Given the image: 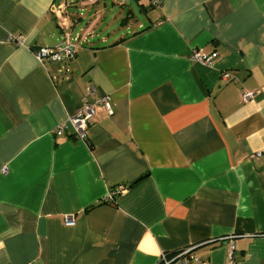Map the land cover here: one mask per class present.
<instances>
[{"label":"crops","instance_id":"1","mask_svg":"<svg viewBox=\"0 0 264 264\" xmlns=\"http://www.w3.org/2000/svg\"><path fill=\"white\" fill-rule=\"evenodd\" d=\"M137 2L140 20L97 34L96 3L73 23L77 0H0V264H161L188 247L225 264L230 243L234 264H264V0ZM76 36L69 64L33 54ZM89 86L112 112L95 107L85 141L53 135Z\"/></svg>","mask_w":264,"mask_h":264},{"label":"built area","instance_id":"2","mask_svg":"<svg viewBox=\"0 0 264 264\" xmlns=\"http://www.w3.org/2000/svg\"><path fill=\"white\" fill-rule=\"evenodd\" d=\"M71 1H68V4ZM149 4L153 7H159L161 0H149ZM78 17L73 18V23L77 22ZM9 40L16 44H21L22 37L19 35H10ZM79 47L78 37H71L67 40H62L60 43L51 47L41 46L33 50V54L37 61L41 64L46 63H71L76 56L77 49ZM217 57L216 51L205 52L203 49H193L190 55V59L203 65H211L214 59ZM221 79L224 82L235 80L228 71H223ZM95 87L89 86L87 92L83 97L81 105L71 114L64 122L56 124L52 129V134L55 136H64L66 133L75 139L85 141L87 138V129L91 123L95 107H103L109 113L112 112L109 97L107 95L97 96ZM252 96V92L249 90H243L241 93L242 99H248ZM5 171V170H4ZM126 190L124 185H118L113 191H111L105 200H112L115 194H121ZM73 215H66L64 222L67 225L73 224ZM234 246L229 244V250L225 264H234ZM175 260H180L182 264H207L202 260L192 249L188 247L177 251L172 257L168 258L164 253L161 254V264H172Z\"/></svg>","mask_w":264,"mask_h":264},{"label":"rangeland","instance_id":"3","mask_svg":"<svg viewBox=\"0 0 264 264\" xmlns=\"http://www.w3.org/2000/svg\"><path fill=\"white\" fill-rule=\"evenodd\" d=\"M66 1L71 0H62L61 7H65ZM79 3H81L80 6H78L74 12L76 14L75 16L79 17L80 12L82 13V16L80 15L79 19L82 20L87 14V12L90 10V5H93L92 3H96L97 6H99L100 14L97 18V24L95 25V31L97 34H100L102 32H105L106 30H114L116 31L118 27L121 26V22L123 19L129 16L128 19H130L131 22H134V20L141 19L143 17V14L140 13L141 6L137 2V0H128L127 3H125L124 6L122 1L124 0H93L92 3L83 1L88 0H77ZM72 2H75V0H72ZM95 4V5H96ZM93 6V12L96 6ZM64 9L68 11L74 9V6H66ZM82 9V10H81ZM92 15V13H91ZM133 16V17H132ZM132 17V19H131ZM75 25V24H73ZM76 26V25H75Z\"/></svg>","mask_w":264,"mask_h":264},{"label":"water","instance_id":"4","mask_svg":"<svg viewBox=\"0 0 264 264\" xmlns=\"http://www.w3.org/2000/svg\"><path fill=\"white\" fill-rule=\"evenodd\" d=\"M57 2H59V0H56Z\"/></svg>","mask_w":264,"mask_h":264}]
</instances>
